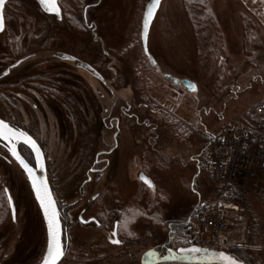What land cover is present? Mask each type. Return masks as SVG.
<instances>
[{
	"label": "rangeland",
	"instance_id": "374dc122",
	"mask_svg": "<svg viewBox=\"0 0 264 264\" xmlns=\"http://www.w3.org/2000/svg\"><path fill=\"white\" fill-rule=\"evenodd\" d=\"M150 1L59 0L58 18L36 0H8L0 34V118L37 139L54 193L67 203L78 200L98 158L99 167H107L97 190L110 184L117 218L108 228L75 229L84 252L103 249L100 264H138L167 239V224H186L203 208L229 223L228 241H212L207 230L191 237L186 227L174 232V249H237L248 264H264L261 197L251 187L219 185L204 165L205 139L227 125L246 128L264 105V0L207 1L215 16L211 31L223 42L216 55L205 52V43L198 52L182 0H161L144 46ZM56 54L91 66L100 78ZM119 97L133 104L128 113L122 101L115 104ZM118 120L119 132L111 125ZM115 143L110 155L102 153ZM142 173L156 182V191ZM0 177L15 209L14 216L7 209L0 228V264H33L46 243L42 216L25 174L1 147ZM258 187L264 189V181ZM158 198L161 220L135 215L140 204L145 211ZM119 219L128 239L123 247L108 243ZM172 252L164 259L173 260L162 262L182 264L173 257L178 250Z\"/></svg>",
	"mask_w": 264,
	"mask_h": 264
},
{
	"label": "flooded vegetation",
	"instance_id": "af4514ba",
	"mask_svg": "<svg viewBox=\"0 0 264 264\" xmlns=\"http://www.w3.org/2000/svg\"><path fill=\"white\" fill-rule=\"evenodd\" d=\"M87 9L88 8H86V10ZM60 16H61V12H60ZM84 17L87 20V17H88L87 11H85ZM58 18H60V17H58ZM4 21H5V18H4ZM4 30H5V27H4ZM4 30L0 31V34L3 33ZM142 42H143V40H142ZM65 55H68V54H65ZM68 56H70V55H68ZM70 57L73 58V60L72 59H61V58L60 59L61 60L71 61V62L74 63V65L76 67H78L76 65V63H75V60H78V59H76V58H74L72 56H70ZM20 64L21 63H18L17 65H20ZM78 68H80V67H78ZM9 71L10 70H8V73H9ZM95 73H96V75H93V74L92 75L97 77V78H100V75L96 71H95ZM107 90H109V93H111L112 95L114 94L113 90L111 89V87L108 86ZM118 101H122L123 104L126 105V106H123L124 107L123 109L125 110L126 113H128V109H131L133 107V104H131V102H129V100L127 98L125 99L124 97H119L115 101V104H117ZM8 123L11 126H13L14 128H17L19 130L27 132L29 135H31L37 141V139L30 132L24 130L23 128L18 127L13 122H8ZM114 124L117 125V131L119 132L120 131V129H119L120 121L119 120L117 122L111 121V125L113 126ZM118 135L119 134H117L115 136V138ZM115 142H116V139H115ZM116 144L117 143H115V145L110 149V151H108V152L107 151H103L102 153H104L106 155H110L116 149V147H117ZM0 147L7 154H9L11 159L13 160V158H12L8 148H7V146L0 142ZM22 147H26V146L20 145L19 146V150ZM41 148H42V146H41ZM28 150L30 151L32 157L34 158V155L31 152V150L29 148H28ZM20 153H21V150H20ZM22 156H23V154H22ZM23 157L26 159L25 156H23ZM45 158H46V156H45ZM34 160H35V158H34ZM29 164L32 165L33 167L36 166L35 162L33 164H31L29 162ZM105 170H107V167H104V168L101 167V166L99 167V158H98L96 160L93 168H91V170L89 171L88 178L86 179V181L84 183H82L81 188H80V190L78 192L79 198L74 203H67L65 201V199L62 198L60 195H55L54 190H53V188L51 186V183L49 181L53 196H54L55 200L57 201V209H58V212H59L61 225H62V246H63L64 255H63L62 260L58 264H100V263L106 261V258H104V255L101 254V251L103 250L102 248L93 247V248L90 249L91 251L84 252V249L82 247H79L78 243L76 242L77 240H76V236H75V229L78 228V224L80 226H82V227H85V228L95 227V228H101L102 229L104 227L108 228L109 227L108 225H109V223H111L113 218L114 219L117 218L116 215L118 214L117 212H118L119 209L118 208H111V205H110V202H109L110 197H111L110 195H108V190H110V184H108V186H105L104 188H99L97 190V187L100 186V181L105 176ZM92 176L96 177L95 178V180H96L95 184H92V181H93ZM144 176L147 178V180H149L151 182L152 186L150 187L147 183H145L143 181L144 184L149 189H151V190L155 189V191H156L157 190L156 189V182L153 181V179L148 178L146 175H144ZM33 196H34V193H33ZM141 198H142V196H141ZM8 203H9V199H8ZM139 206H140L139 210H136V212H135L136 216H138L137 213H140V214L143 213V206L141 204ZM9 207H11L10 203H9ZM78 207H81L79 210H77L79 212V214L77 212L74 213V211H76V209ZM39 210H40V208H39ZM40 213H41V210H40ZM41 216H42V213H41ZM121 219H122V216H121ZM121 219H119V220H117V222H115L114 230L111 233V237H108V239H109L108 243H110L111 245H113L115 247H123L128 242V239L127 238H123L122 235L120 234L121 233L120 224L122 222ZM140 219L142 220V218H140ZM190 219L187 222L188 224H189ZM42 222H43V227H44L45 234H46V243H45V247H44L41 255L39 256L37 261L35 263H33V264H40L43 261V259L45 257V254H46V251H47L48 236H47V229H46V225H45V221H44L43 216H42ZM116 228H117V235L115 236V235H113V233L115 232ZM167 228H168L167 239L164 242H162V244H159V245H156V246H154L152 248H149V252H146V254H142L141 257L139 258V263L138 264H155L153 262H155V261H163L162 259H160V257H163V259H164V256L172 255V253H173L172 251H174V250H178V252L173 255L174 260H178V261L183 260L182 258L198 256L201 253V252H199V253H190V252H181L180 251L181 248L190 249V248L196 247V246H183V247H179L177 249H174V246H173V242L175 240L173 238L174 237L173 234L175 232L174 225L171 224V223L167 224ZM117 239L120 240L121 242L118 243V244L112 242L113 240H117ZM226 253H229L232 256L237 257V255L233 251H228V252L226 251ZM164 260L170 261V260H173V259L166 258ZM181 263L182 264H189V263H183V262H181ZM244 263L248 264L247 262H244Z\"/></svg>",
	"mask_w": 264,
	"mask_h": 264
},
{
	"label": "built area",
	"instance_id": "2783aa9c",
	"mask_svg": "<svg viewBox=\"0 0 264 264\" xmlns=\"http://www.w3.org/2000/svg\"><path fill=\"white\" fill-rule=\"evenodd\" d=\"M253 117L264 128V105L254 110ZM205 142V163L215 182L223 187H251L264 203V189L258 187L264 180V131L254 134L231 124ZM202 230L209 232L212 241H228L232 227L220 213L203 208L190 219L188 234L196 237Z\"/></svg>",
	"mask_w": 264,
	"mask_h": 264
},
{
	"label": "snow or ice",
	"instance_id": "6c2138e0",
	"mask_svg": "<svg viewBox=\"0 0 264 264\" xmlns=\"http://www.w3.org/2000/svg\"><path fill=\"white\" fill-rule=\"evenodd\" d=\"M41 4H44L47 7L49 12H57L58 8L56 6V0H40ZM160 0H152L151 4L148 6L147 12L144 18V30L145 32L149 29L150 19L154 16V10L159 5ZM4 8L5 0H0V31L4 30L5 21H4ZM189 87H193L189 85ZM21 138L22 143L26 144L31 150L35 153V157L38 163H40L41 170L44 168L42 163V158L44 154L41 151V148L37 141L33 139L25 131H21L17 128H13L9 123L5 122L3 119H0V139H4L8 142L9 151L12 156L19 162L22 168L27 173L29 179L31 180L32 188L35 191V198L39 202L40 207L44 211V216L48 221V233H49V242L47 246V254L43 259V264H57V261L64 255L61 242V224L59 220V214L57 211V201L53 198V193L50 190L49 184L46 179L43 177H37L34 173L33 167L29 166V163L26 162L25 158L21 155L17 148V138ZM141 179L145 181L150 187L151 182L147 180L143 174H141ZM38 181V182H37ZM9 203H11V197L8 198ZM15 209L13 208V215ZM115 235V233H113ZM113 243H120V240H113ZM181 252H190V253H199L202 249L198 247H192L190 249H180ZM215 257L221 264H243V261L237 257L231 256L223 251L216 252Z\"/></svg>",
	"mask_w": 264,
	"mask_h": 264
},
{
	"label": "trees",
	"instance_id": "16d2710c",
	"mask_svg": "<svg viewBox=\"0 0 264 264\" xmlns=\"http://www.w3.org/2000/svg\"><path fill=\"white\" fill-rule=\"evenodd\" d=\"M207 1L208 0H182V4L184 7L185 14L187 15V18L189 19V21L192 25L194 37H195V40H197V45L201 46V45H203V43H205L209 47L205 52L207 54H213V55L215 54L216 55L217 45L220 46L221 52L223 51V42L218 37H216L217 35L214 36L212 31H211V29H212L211 27L215 21V16L211 10L207 9V6H206ZM58 5H59V9H60L59 1H58ZM247 28H248V25L245 23L244 29H245L246 34H247ZM200 46L198 48L199 53L201 50ZM251 122H252L251 124L246 125L245 129H247L248 131H250L251 133H254V134H257V133H260L261 131H264V128L259 127L257 125V120L254 117H252V115H251ZM20 150H21V153L23 154V156H25L26 159L31 164H33L31 159L25 153V151H26L31 155L28 148L22 147ZM204 165H205L206 169L208 170V167H207L205 161H204ZM242 196H243V194L241 192H239V194L237 196H235V199L242 197ZM159 201L160 200L158 198L155 206L148 204V208H147L148 211L147 210L143 211L146 213L147 219H150L151 221L161 220L160 215H159V210L157 209V206L159 205ZM8 208H9L8 191H7L6 186L4 185V183L0 177V228L5 223ZM137 214H138V216H137L138 218H142L143 213L142 214L137 213ZM254 220H255V218H254ZM186 227L187 228L189 227L188 223L176 225V226L174 225V230L177 233L178 232L182 233V231H184ZM232 251L237 255V257L240 260L247 262L246 261L247 258L245 256V254H244V258H242L241 256H238V255H240V253H238L236 251H240V250L234 249ZM157 264H176V263L161 262V263H157Z\"/></svg>",
	"mask_w": 264,
	"mask_h": 264
},
{
	"label": "water",
	"instance_id": "95a60500",
	"mask_svg": "<svg viewBox=\"0 0 264 264\" xmlns=\"http://www.w3.org/2000/svg\"><path fill=\"white\" fill-rule=\"evenodd\" d=\"M37 2H38V4L40 5V7L43 9V11H45L46 13H48V14H52V15H55V16H57V17H60V9H59V5H58V1L59 0H56V6H57V8H58V14H57V12H55V11H53V12H49L48 10H47V7L48 6H46V5H44V4H41V2H40V0H36ZM8 2V0H5V5H6V3ZM151 2H152V0L148 3V5H147V7H146V11H145V14H146V12H147V9H148V6L151 4ZM160 2H161V0H160ZM159 5H160V3H159ZM159 5L157 6V8L154 10V16H155V14H156V11L158 10V8H159ZM154 16L150 19V23H149V27H150V25H151V22H152V20H153V18H154ZM144 18H145V16H144ZM143 24H144V20H143ZM148 31H149V29H148ZM148 31L147 32H145V30H144V27L142 26V40H143V45L145 46L146 45V40H147V34H148ZM55 57H58V58H61V59H72L73 60V58H71L70 56H68V55H65V54H56L55 55ZM75 63H76V65L78 66V67H80V68H83V69H85L86 71H88V72H90L91 74H93V75H96V73H95V71L90 67V66H88V65H86V64H84V63H82L81 61H78V60H75ZM16 66V65H15ZM8 73V71L6 72V74ZM1 119V118H0ZM5 121V120H4ZM5 122H7V121H5ZM8 123V122H7ZM10 125V124H9ZM11 126V125H10ZM11 127H13V126H11ZM14 128V127H13ZM22 131V130H21ZM34 139V138H33ZM17 141H18V143H17V148H18V151L20 152V150H19V146L20 145H23V146H26L27 148H29L30 150H31V148L30 147H28L26 144H24V143H22V142H20L21 141V138H17ZM0 142L1 143H3L4 145H6L7 146V148L9 149V144H8V142L6 141V140H4V139H0ZM38 143V142H37ZM39 144V143H38ZM39 146H40V144H39ZM40 148H41V146H40ZM41 151H42V153L44 154V151H43V149L41 148ZM10 152V151H9ZM31 152L33 153V155H34V158H35V161H36V166L35 167H33L32 165H30L29 164V166L30 167H33V169H34V173H35V175L37 176V177H43L44 179H46L47 180V182H48V184H49V187H50V190H51V186H50V183H49V178H48V172H47V163H46V158H45V154H44V156H43V158H42V163L44 164V168H43V170H41V167H40V163H38L37 162V160H36V157H35V153L31 150ZM11 154V153H10ZM22 155V154H21ZM11 156H12V154H11ZM12 158H13V160L19 165V167L22 169V171L25 173V175H26V177H27V179H28V182H29V184H30V186H31V189H32V191H33V193H34V197H35V191H34V189L32 188V184H31V180L29 179V177H28V175H27V173L25 172V170L22 168V166L19 164V162L15 159V157L14 156H12ZM26 160V159H25ZM26 162H28L27 160H26ZM29 163V162H28ZM144 176V175H143ZM145 177V176H144ZM146 178V177H145ZM140 179H141V175H140ZM147 179V178H146ZM142 180V179H141ZM142 181H144V180H142ZM38 182V181H37ZM145 182V181H144ZM52 191V190H51ZM8 198H9V194H8ZM53 198H54V196H53ZM55 199V198H54ZM35 200H36V198H35ZM36 202H37V204H38V206H39V208H40V210H41V213H42V216H43V218H44V221H45V225H46V229H47V236H48V242H49V233H48V221H47V219L45 218V216H44V211H43V209L40 207V204H39V202L36 200ZM10 206H11V210H12V213H13V203H12V200H11V203H10ZM57 211H58V209H57ZM58 214H59V212H58ZM14 215H15V213H14ZM13 215V216H14ZM59 220H60V216H59ZM60 224H61V220H60ZM61 229H62V225H61ZM115 236L117 235V228L115 229ZM61 242H62V234H61ZM48 246V245H47ZM62 248H63V246H62ZM200 249H202V251H201V253L198 255V256H195V257H187V258H182L183 260H180V262H183V263H189V264H221V262L220 261H218L217 259H216V257H215V253L216 252H221V251H216V250H211V249H208V248H200ZM223 252H225V251H223ZM226 253V252H225ZM46 254H47V251H46ZM45 254V255H46ZM227 254H229V253H227ZM229 255H231V254H229ZM232 256V255H231ZM62 258H63V256L57 261V264L62 260ZM162 262V261H161ZM153 263H155V264H157V263H159V261H155V262H153ZM40 264H43V261L40 263ZM243 264H245L244 262H243Z\"/></svg>",
	"mask_w": 264,
	"mask_h": 264
},
{
	"label": "crops",
	"instance_id": "0c3cea01",
	"mask_svg": "<svg viewBox=\"0 0 264 264\" xmlns=\"http://www.w3.org/2000/svg\"><path fill=\"white\" fill-rule=\"evenodd\" d=\"M263 205H264V203H263ZM255 239H257V237H255Z\"/></svg>",
	"mask_w": 264,
	"mask_h": 264
}]
</instances>
